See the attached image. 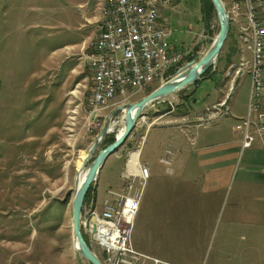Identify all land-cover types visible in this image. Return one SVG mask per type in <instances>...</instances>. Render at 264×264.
Returning <instances> with one entry per match:
<instances>
[{
  "label": "rangeland",
  "instance_id": "374dc122",
  "mask_svg": "<svg viewBox=\"0 0 264 264\" xmlns=\"http://www.w3.org/2000/svg\"><path fill=\"white\" fill-rule=\"evenodd\" d=\"M234 1L239 0H222L227 11ZM100 3L0 0V264H87L71 237L78 164L115 107L136 102L159 85L130 98L116 96L97 117L91 114V74L77 52L94 32ZM162 13L173 45L191 54L184 62L187 67L217 34L216 14L206 32L200 0H179ZM237 27L229 20L230 36L211 66L212 75L143 109L124 144L106 158L82 203L93 197L98 208L109 191H119L127 154L139 150L150 177L134 217L132 245L169 264H264V184H240L243 172L254 173L264 183V134L255 136L249 147L240 143L219 175L202 171L195 180L182 178L169 174L159 161L167 148L176 155L170 143L176 142L181 127L210 125L225 117L207 120L205 112L225 92L235 135L242 136L249 78L235 79L229 91L231 77L224 76L241 55L249 58L241 51ZM185 94L188 99L181 98ZM242 109L243 117L235 118V111ZM122 116L118 111L112 117L107 134L113 133L114 139ZM103 147L101 141L89 160ZM90 245L103 263L100 248Z\"/></svg>",
  "mask_w": 264,
  "mask_h": 264
},
{
  "label": "built area",
  "instance_id": "2783aa9c",
  "mask_svg": "<svg viewBox=\"0 0 264 264\" xmlns=\"http://www.w3.org/2000/svg\"><path fill=\"white\" fill-rule=\"evenodd\" d=\"M174 2L101 0L98 8H104V15L98 16L95 22L97 39L88 43L85 58L91 74L90 111L93 116L97 117L116 96L130 98L145 92L186 67L185 52L173 45L172 31L160 15L164 7ZM227 13L231 15V22L238 24L236 37L242 53L249 57L246 60L241 55L224 73L231 77L229 91L235 79L244 75L249 78L247 112L241 119L240 141L246 148L252 145L255 136L264 134V0L234 1ZM228 99L229 92L225 98L207 105V120H219L228 115ZM197 119L202 118L198 115ZM132 151L128 152L124 163L119 191H109L98 208L93 197L82 206L81 231L89 248L92 243L100 248L102 264H169L132 245L134 217L149 177V166L140 163L139 155L135 167L129 168ZM173 158L174 152L167 148L159 159L167 172L171 170ZM84 224H91V231H84Z\"/></svg>",
  "mask_w": 264,
  "mask_h": 264
},
{
  "label": "water",
  "instance_id": "95a60500",
  "mask_svg": "<svg viewBox=\"0 0 264 264\" xmlns=\"http://www.w3.org/2000/svg\"><path fill=\"white\" fill-rule=\"evenodd\" d=\"M210 1L214 7L218 21V32L211 41L209 48L197 61L182 69L173 78L159 84V86L140 98L138 101L124 103L115 107L102 124L95 138L92 140L86 155L82 160L80 169L86 168V172L83 180L78 186H76L78 171L76 172L74 178V189L71 197V237L74 250L90 264L102 263L84 241L80 230L81 207L85 194L89 189V186L97 180L106 158L120 148L127 139L130 132L135 127L137 118L142 113L143 109L149 104H152L154 101H158L166 95L178 91L186 85L201 79L203 73L216 63L219 51L229 30V16L222 0ZM190 55V52L186 54L185 59H187ZM118 111H123V116L120 120V122H123V129L121 133L119 135L117 134L114 141L109 145L98 150L96 155L89 160L104 136L111 131L112 125L114 124L112 117Z\"/></svg>",
  "mask_w": 264,
  "mask_h": 264
},
{
  "label": "crops",
  "instance_id": "0c3cea01",
  "mask_svg": "<svg viewBox=\"0 0 264 264\" xmlns=\"http://www.w3.org/2000/svg\"><path fill=\"white\" fill-rule=\"evenodd\" d=\"M178 2L179 0H175L172 5L176 6ZM162 12L163 9L160 12L161 20L164 18ZM94 32L89 39L79 44V51L77 53L82 57V63L86 64L85 58L88 52L86 47L88 42L93 38ZM227 93L228 92H225L224 95H220L215 102L225 98ZM235 112V118H242L245 114V109ZM232 121L233 119L229 117L228 113L223 119L210 125L194 124L181 127L177 132L176 142L170 143V145L172 144L175 147L176 155L172 160V168L168 173L173 174L176 172L179 177L193 180H195V175L202 171L213 175H219L220 172L217 171L226 169L236 154H234V152H236L238 148L240 149L241 136L235 135L236 132L232 125L233 123H231ZM227 174L230 178L232 170L230 172L228 171ZM251 174L254 173L243 172V174H241L244 175L240 183L242 186L255 188L259 184H264L262 179H256L254 175ZM196 176L198 177L199 174ZM211 179L213 180V177Z\"/></svg>",
  "mask_w": 264,
  "mask_h": 264
},
{
  "label": "trees",
  "instance_id": "16d2710c",
  "mask_svg": "<svg viewBox=\"0 0 264 264\" xmlns=\"http://www.w3.org/2000/svg\"><path fill=\"white\" fill-rule=\"evenodd\" d=\"M200 13H201V21L204 24V28L206 30V32H208V28L210 25L211 20L213 19V17H215V11H214V7L211 3L210 0H200ZM230 36V31L228 30V35L227 38ZM226 40V39H225ZM196 48V46H195ZM191 59V57L188 58V60ZM214 73V70L212 69V67L208 68L202 75L203 76H207V75H212ZM200 79H198L197 81H195L193 83L194 88L197 86V84L199 83ZM183 99H188V94L183 95L182 96ZM114 141V134H107L104 136L103 140H102V145L106 146L108 144H110L111 142ZM125 142V141H124ZM124 144V143H123ZM92 189V186L89 187L88 192L86 193L83 201H85V199L87 198V196L89 195L90 190Z\"/></svg>",
  "mask_w": 264,
  "mask_h": 264
},
{
  "label": "bare ground",
  "instance_id": "6f19581e",
  "mask_svg": "<svg viewBox=\"0 0 264 264\" xmlns=\"http://www.w3.org/2000/svg\"><path fill=\"white\" fill-rule=\"evenodd\" d=\"M104 15V8H99V14H98V16H103ZM229 16V20L231 21V15H228ZM227 35H228V33H227ZM216 36V35H215ZM226 38H227V36H226ZM97 39V29H95V32H94V36H93V38L91 39V40H96ZM213 40V39H212ZM223 46V45H222ZM87 47H88V45H87ZM86 47V48H87ZM185 52V51H184ZM189 53V52H188ZM186 56V54L184 55V57ZM190 57V56H189ZM188 59V58H187ZM193 63V62H192ZM210 68V67H209ZM224 76H226L227 77V75L226 74H224ZM194 83V82H193ZM192 84V83H191ZM189 85V84H188ZM159 86V85H158ZM154 102H156V101H154ZM153 102V103H154ZM113 124V123H112ZM114 125V124H113ZM113 125H112V127H113ZM120 125H121V128L118 130V135L121 133V131H122V129H123V122L121 121L120 122ZM252 144H253V142H252ZM85 155H86V153L85 154H83V156H82V160H83V158L85 157ZM138 155H139V150H136V151H132L131 152V156H130V159H129V168H134L135 167V164H136V160H137V157H138ZM82 160L79 162V164H78V169H77V171H78V174H77V179H76V186H78L80 183H81V181L83 180V178H84V176H85V172H86V168H83V169H80V166L82 165ZM149 177H150V167H149ZM148 177V178H149ZM148 178H147V180H148ZM147 180L145 181V184H146V182H147ZM84 231H91V224H84ZM81 233H82V231H81ZM82 236H83V234H82ZM88 245V244H87Z\"/></svg>",
  "mask_w": 264,
  "mask_h": 264
},
{
  "label": "flooded vegetation",
  "instance_id": "af4514ba",
  "mask_svg": "<svg viewBox=\"0 0 264 264\" xmlns=\"http://www.w3.org/2000/svg\"><path fill=\"white\" fill-rule=\"evenodd\" d=\"M181 98H182V96H181ZM83 239H84V241L88 244V241H87V239H86V237L83 235ZM89 246V245H88ZM97 256V255H96ZM82 257V256H81ZM83 258V257H82ZM98 258V257H97ZM84 259V258H83ZM99 259V258H98ZM85 260V262L87 263V264H90L86 259H84Z\"/></svg>",
  "mask_w": 264,
  "mask_h": 264
}]
</instances>
